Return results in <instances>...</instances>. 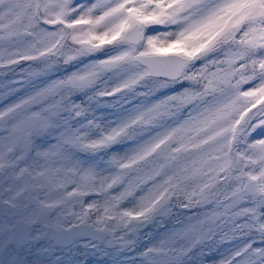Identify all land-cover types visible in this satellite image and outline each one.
<instances>
[{
	"label": "rangeland",
	"instance_id": "rangeland-1",
	"mask_svg": "<svg viewBox=\"0 0 264 264\" xmlns=\"http://www.w3.org/2000/svg\"><path fill=\"white\" fill-rule=\"evenodd\" d=\"M42 0V11L44 12L47 18H52L54 16H62L67 19L69 22H72V34L73 39L78 41L79 43H92L96 41L97 36L100 33L105 31L104 28H108L112 22H114V15L111 13V7L116 6L121 2V0ZM216 0H201L200 7L206 5L207 10L204 13L203 9H194V11L190 9L178 10L174 6H168V2L171 0H132V4L135 2L137 8L143 10V17L148 19V23L153 27V29L148 33L147 40L144 44H142L139 49L148 50L154 46H164L171 45L173 42H180L182 46H184L187 50H191L193 47V43L190 40L191 33H193L196 29H204L207 26V22L210 19V13L214 10ZM229 0H221L220 6L224 7L228 4ZM186 2V1H185ZM66 4V5H65ZM33 5L34 0H0V25L12 23L13 26L18 27L15 23H19L23 29L32 28L35 24L36 18L33 14ZM3 10V13L2 11ZM198 11V12H197ZM197 12L195 16H193ZM102 16L104 18V23H109L108 25L102 26L100 24V28H96L94 24L95 19ZM261 19V21H260ZM75 20H84V23H81L79 26L75 25L73 22ZM100 20V19H98ZM216 20L212 18L210 22ZM101 23L100 21H97ZM235 25L231 28V33L233 35H237L235 44L227 43L225 44V56H226V64L227 68L222 70L221 68H216L212 73L207 74V66L202 65L199 70L203 75H207L208 79L212 77L215 73L221 74H231L234 73V70L229 66V63L233 62L240 55V49L236 48L235 45L244 44L247 46H256V45H264V0L261 1L256 7L255 10L247 14L243 20L235 19ZM23 31L20 32L21 37H18V42L13 45L5 48L0 52V59L11 60L10 58L14 57L17 53H31L36 51L35 49L40 48L41 45L34 43L31 38L22 37ZM9 35L12 34L11 31L8 32ZM55 33L52 31H48V33L43 36V29L41 27H37L33 30V38L38 43L42 41L46 43L51 42ZM261 36H263L261 38ZM42 38V39H41ZM84 44L83 46H85ZM66 53V50L63 51ZM71 53H75L77 55H83L82 51L77 49L76 52L67 51V55L69 56ZM120 54V50H116L110 54H108V58L113 63L103 64L104 68H111L113 65H117ZM262 61V72L256 77H242L241 80L244 82L245 89L248 91L259 90V93L264 92V55L260 57ZM89 61V60H88ZM10 62V61H9ZM24 65H21L19 68L15 69L11 74L13 79L10 81L7 78H4L0 82V110L10 109L15 104H20V108L14 109L11 113L4 119V123L0 129V132L3 131L4 126L10 120H15L18 123V129L22 128V122L27 120L28 127L26 130L25 143L23 145V150L27 147L34 149L35 151L43 150L47 151L52 144H54L58 137L69 138L70 134L80 135L82 136L80 139L85 140L88 136H86L87 132V124L86 119L81 114L80 121L76 122L80 129L77 132L68 131L65 125L63 118L60 115V109L55 105L54 107L51 105H47L45 110L33 109L32 106L37 103V99L34 101L29 99L32 97H42L49 98L51 96H55V94L60 89L62 83L54 82L51 79H47L46 81H36L35 74H41L42 69L36 65H30L25 60H22ZM8 63H1L0 70H7ZM85 69L84 67L81 68ZM87 69V67H86ZM134 72L131 69L126 70L124 79H129ZM121 76V74H120ZM118 80L117 82L121 81ZM63 81V80H61ZM102 86V84H101ZM108 87V86H107ZM211 90L210 84L207 86V90L204 93H207ZM234 95L233 90H228L222 92L218 97H215L211 101L209 100L206 103H200L197 100V95L193 93H187L184 97V101L190 106V114L196 119H203L205 117H209V113L220 110ZM21 109V110H20ZM30 112L26 113L27 111ZM32 112H37L40 114V122H42V126H35L34 122L29 120V114ZM0 116H4L3 112H0ZM104 115L106 113H103ZM116 116L119 118L120 122L127 120L130 116L125 117L120 113H116ZM104 121V130L110 131L111 133L115 128L116 123L114 122V118L110 115L102 118ZM55 122V130L47 131L48 128H51L52 123ZM264 105L258 107L252 116L251 123L244 127V136L246 137L249 132L252 130H260L261 134L258 135V141L256 147L250 145L248 148L242 149V156H244L246 161L245 171H232V176L235 180H231L230 182L236 185L235 188L224 189L220 185L217 186L215 193L219 196H224V198H228L232 196V198H236V201L239 208L248 207V204L244 202L242 197V193L239 191V185L243 180L244 174H251L261 177H264V160L259 161V157H264ZM181 122L179 120L172 121V128L157 129V136L165 135L166 131H169V134H173L177 132V129L180 127ZM34 128V131L29 132L31 126ZM175 127V128H174ZM182 130V129H181ZM220 130H214L207 134L210 142L198 150L197 157L204 162L205 164L210 162L208 157V153L217 152V146L220 140L225 142V138H223L222 134L219 132ZM14 132V131H13ZM22 131H20L21 133ZM221 135V136H220ZM121 135L118 134L116 140L119 141ZM3 137H0V144L3 142ZM32 141L34 143L32 144ZM8 144V143H7ZM30 146V147H29ZM239 146V145H238ZM132 146H126L125 144H118L117 147L113 150L115 160L118 162H125L129 160L133 155L132 153H127L124 149ZM62 152L56 151L50 157L52 159V163L50 164L49 170L52 171L53 167L57 166L65 169L66 173H69L74 169L77 164V155L70 153L68 155V151H64L63 155L67 156L62 158L60 155ZM32 160L31 167L34 168V163L36 165L42 164L41 162L48 161V158H43L40 161L34 160L35 156L30 157ZM6 173L2 175L0 178V201L3 197L12 198L13 192L15 191V187H11L10 185H16L17 180H22L24 176H20L17 168L18 164L14 156L10 158H6ZM200 169V168H197ZM17 171V172H16ZM100 169H97L96 172L99 173ZM101 173V172H100ZM15 174L14 182L9 184L7 180L2 186V179L5 175H13ZM35 173H28V176H33ZM138 176L132 177L129 180H135ZM112 178V174H106L104 172L103 176L100 174L99 177V185L100 183L104 184L103 180H108ZM39 180L43 183L45 180V176H41ZM102 180V182H101ZM112 180V179H111ZM87 179L85 177L82 178V175L76 176L72 178L68 187L65 189V192H61V188H59L55 183H51L48 185V190L52 195L56 198H63L70 194L75 190H82L86 186ZM129 182V181H128ZM111 187V186H110ZM114 192L119 193V190L114 189ZM67 193V195H63ZM146 194H144L145 196ZM21 196V195H20ZM141 197V201L144 204L145 197ZM44 199L41 203L37 204L36 207L29 208L24 207V214L28 216V218L37 219L40 214L52 213L59 217L60 220L64 218L63 211H54L49 212L48 210L43 209ZM94 201L99 206V215H103L104 211H106L105 206H108L106 213H110L112 211L111 203L106 201L104 197L95 198ZM139 203V200H135L133 202H129L128 200L124 203L123 209H133L135 211L136 205ZM39 209V210H38ZM207 209V208H206ZM204 210L199 217L190 216V220L187 225L184 227V231H194L191 229L195 227L197 224H201L204 218H212L217 222H223L224 216L228 217L226 222H223L226 226V231L218 230L214 232V238H211L210 235L204 231H199L198 234L202 233V242H198L200 244V255L203 260H207L206 264H223V260L226 258H230L235 256L236 254H243L241 261L244 264H248L249 262L254 263V259L256 258V263L259 261H263L264 263V241H262V246L258 243H253V239L255 238L254 234L245 233L242 229V221L247 223V220H242L240 216H237L236 213H232L234 209H230V207H226V212H224V216L218 212H210ZM248 210H245L246 213ZM232 213V214H230ZM5 214L7 217H4L6 225L1 226L0 224V241L3 237L5 231H2V228L8 229L11 221L15 219L17 213L15 211H6ZM193 217V218H192ZM243 217V216H242ZM235 223H238L240 226H235ZM261 230V227H258ZM212 230H217L214 228ZM211 232V231H210ZM264 233V230H263ZM198 234H189V240L195 237ZM167 236V234L162 233V237ZM155 240V237H151V241ZM182 245H156L151 241H147L146 246L143 251L139 254L140 261L137 264H145V260L151 258V255L148 254L152 249L154 250H172L176 247V251H179L182 248L188 246V241ZM126 240L122 241L125 242ZM133 241V240H131ZM211 242L216 251L213 252L212 256L203 254L206 253V244L207 242ZM249 246H252V250H247ZM178 254H173L172 258L169 257L167 259H161L159 262H168L171 263L174 258L177 257ZM260 258V259H258ZM262 259V260H261ZM0 264H48L43 256L42 252L39 249H36L34 253H22L20 256H11L8 248H1L0 246ZM157 264V263H150Z\"/></svg>",
	"mask_w": 264,
	"mask_h": 264
}]
</instances>
